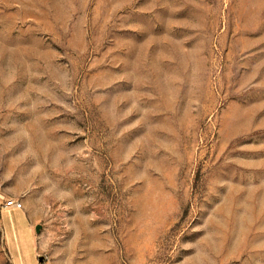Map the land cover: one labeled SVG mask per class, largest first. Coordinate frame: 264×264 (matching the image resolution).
Returning <instances> with one entry per match:
<instances>
[{
  "label": "rangeland",
  "instance_id": "rangeland-1",
  "mask_svg": "<svg viewBox=\"0 0 264 264\" xmlns=\"http://www.w3.org/2000/svg\"><path fill=\"white\" fill-rule=\"evenodd\" d=\"M40 256L264 264V0H0V264Z\"/></svg>",
  "mask_w": 264,
  "mask_h": 264
},
{
  "label": "built area",
  "instance_id": "built-area-1",
  "mask_svg": "<svg viewBox=\"0 0 264 264\" xmlns=\"http://www.w3.org/2000/svg\"><path fill=\"white\" fill-rule=\"evenodd\" d=\"M22 207H23V203L19 201L17 198L6 200L4 203V209L22 208Z\"/></svg>",
  "mask_w": 264,
  "mask_h": 264
},
{
  "label": "water",
  "instance_id": "water-1",
  "mask_svg": "<svg viewBox=\"0 0 264 264\" xmlns=\"http://www.w3.org/2000/svg\"><path fill=\"white\" fill-rule=\"evenodd\" d=\"M41 228H42L41 225H37V226H36V231H37V232H40ZM39 261H40L41 264H44V257H43V256H40V257H39Z\"/></svg>",
  "mask_w": 264,
  "mask_h": 264
}]
</instances>
